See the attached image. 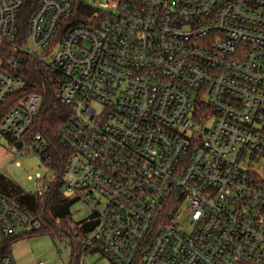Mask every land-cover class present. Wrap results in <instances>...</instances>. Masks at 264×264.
<instances>
[{
  "label": "built area",
  "instance_id": "1",
  "mask_svg": "<svg viewBox=\"0 0 264 264\" xmlns=\"http://www.w3.org/2000/svg\"><path fill=\"white\" fill-rule=\"evenodd\" d=\"M26 3L0 0L11 54L0 107L27 86L9 71L20 55L54 74L71 112L60 180L96 222L81 264L88 251L117 264H264V0H119L98 28L67 22L72 0H38L19 43ZM42 104L20 101L0 138L15 160L34 155L54 172L50 143L32 131ZM57 177L37 175L32 194ZM41 227L0 189V249Z\"/></svg>",
  "mask_w": 264,
  "mask_h": 264
},
{
  "label": "trees",
  "instance_id": "2",
  "mask_svg": "<svg viewBox=\"0 0 264 264\" xmlns=\"http://www.w3.org/2000/svg\"><path fill=\"white\" fill-rule=\"evenodd\" d=\"M74 5L75 9L73 15L67 20L68 23L98 28L107 17L105 13L95 7L75 2ZM37 6L38 0H27L25 8L19 17L17 42H25L29 20ZM8 50L7 46L0 48V60L7 61L9 59L11 54ZM18 60L16 70L10 69L9 71L16 76L24 78L27 81V86L22 92L9 97L0 107V121L28 95L33 93L40 95L43 99V104L35 118L32 131L42 135L50 143L52 152L51 168L58 177L41 196L25 193L12 181L7 180L3 176L1 177L0 189L2 192L39 219L42 227L38 231L23 232L6 240L3 248L0 249V256L11 254V246L16 240L44 234H49L55 238L60 234H65L71 238L73 247L71 264H77L82 254L80 239L94 229L96 222L93 219L90 222L85 220L81 225H77L74 228L70 227L67 222L71 216L70 207L75 200L64 196L62 193L63 186L60 178L63 175L66 159L63 158L65 149L61 147L59 131L69 121L71 112L56 96L54 88L55 76L53 73L28 56L20 55ZM61 223H67L64 229L58 228Z\"/></svg>",
  "mask_w": 264,
  "mask_h": 264
},
{
  "label": "rangeland",
  "instance_id": "3",
  "mask_svg": "<svg viewBox=\"0 0 264 264\" xmlns=\"http://www.w3.org/2000/svg\"><path fill=\"white\" fill-rule=\"evenodd\" d=\"M75 3H84L95 7L105 13L112 14L119 0H72ZM39 55L43 51L38 52ZM16 149L7 141L6 138H0V172L7 180L12 181L25 193H33L35 186V177L41 175L46 177L48 182L56 179L54 172L50 171L46 165L34 155H23L17 160ZM32 178V179H30ZM64 196L68 197L62 188ZM70 218L67 220L70 227L74 228L88 220L90 213L84 208L83 204L75 201L70 207ZM67 223L59 224V229H64ZM182 225L190 231L194 228L188 217L184 218ZM15 264H36L43 262L45 264H71L73 258V247L71 238L65 234H60L53 238L49 234L35 235L16 240L11 246L10 254ZM80 261L77 264H81ZM87 264H117L103 254L95 251L87 252L84 255Z\"/></svg>",
  "mask_w": 264,
  "mask_h": 264
},
{
  "label": "crops",
  "instance_id": "4",
  "mask_svg": "<svg viewBox=\"0 0 264 264\" xmlns=\"http://www.w3.org/2000/svg\"><path fill=\"white\" fill-rule=\"evenodd\" d=\"M37 264V263H36Z\"/></svg>",
  "mask_w": 264,
  "mask_h": 264
}]
</instances>
